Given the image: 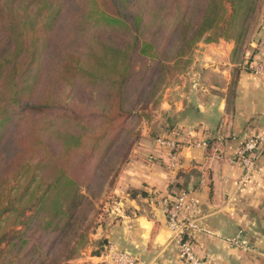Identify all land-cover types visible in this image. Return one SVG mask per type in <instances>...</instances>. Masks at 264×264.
<instances>
[{
    "label": "trees",
    "instance_id": "1",
    "mask_svg": "<svg viewBox=\"0 0 264 264\" xmlns=\"http://www.w3.org/2000/svg\"><path fill=\"white\" fill-rule=\"evenodd\" d=\"M63 1L0 0V28L5 31L4 39L0 40V137L13 117L19 119L32 110L41 123L38 125L41 132H34L37 137L33 136L30 144L39 141L47 150V139L39 134H45L46 129L52 127L51 134L58 141L57 145L64 147L50 161L52 170L43 178L41 193L37 194L38 185L31 190L35 200L30 214L17 203L21 197L17 194L10 197L5 191L7 176L18 180L20 167L28 165L29 161L19 159L17 153L12 175L0 171V264H30L26 253L36 248V241L42 246L45 238H52L51 234L74 215L84 194L75 175L63 165L69 158L64 153L83 144L91 155L95 145L100 143L101 157L106 155L135 106L137 95L131 94L130 85L139 81L140 69L135 68L136 63H143L163 47L177 27L185 41L172 60L173 69L181 68L180 61L184 57L183 61L189 63L187 46L199 40L213 41L209 31L216 32L222 21L236 45L257 4V0H198L201 6L197 22L186 37L191 26L186 14L191 17L192 0H81L83 7L68 22L71 34L63 40V49L71 45L74 49L58 58V69L47 81V92L31 103V94L41 78L45 49L52 44L46 32L59 17ZM170 18L172 28L167 27ZM236 20L238 32L235 25L232 26ZM165 24L167 40L161 45L156 41L162 38ZM38 30L43 31L42 37ZM76 79L89 86L88 91L82 90L87 94L79 99H68L65 88L74 86ZM94 88L100 92L97 96L92 95ZM89 138L92 142L88 146L83 140ZM0 162L3 164V159ZM19 185L18 181L16 188ZM62 194L66 201L59 196ZM8 210H14V220L10 223L16 227L12 229L6 228L9 223L1 224ZM35 230L37 234L33 239L31 234Z\"/></svg>",
    "mask_w": 264,
    "mask_h": 264
},
{
    "label": "crops",
    "instance_id": "2",
    "mask_svg": "<svg viewBox=\"0 0 264 264\" xmlns=\"http://www.w3.org/2000/svg\"><path fill=\"white\" fill-rule=\"evenodd\" d=\"M256 34L261 39L251 37L237 61L235 43L225 36L199 43L190 68L164 88L155 117L120 166L118 199L100 223V248L82 251L74 264H113L112 249L134 253L138 264H185L162 203L181 188L197 200L193 241L206 264H264V153L246 180L234 155L247 137L264 132V75L242 63L249 49L257 47L252 57L264 50V29ZM159 135L180 141L174 164L170 148L155 143ZM196 139L208 145L193 144ZM236 234L240 244L226 241Z\"/></svg>",
    "mask_w": 264,
    "mask_h": 264
},
{
    "label": "rangeland",
    "instance_id": "3",
    "mask_svg": "<svg viewBox=\"0 0 264 264\" xmlns=\"http://www.w3.org/2000/svg\"><path fill=\"white\" fill-rule=\"evenodd\" d=\"M199 5L200 1L192 0L191 10L193 11H191V17H189V13L186 14V18H189L188 22L191 23L186 37L189 36L191 29H193L197 22L198 9L201 6ZM81 7H83L81 0H64L59 17L54 26L46 32L50 35L51 38L49 41L52 44H48L45 49V59L43 60L41 78L33 89L30 98L31 103L34 100H40V98H42L47 92V81L54 77L58 69V58L65 52L74 49L73 45L63 49V40L71 34L68 22H71V18L78 14ZM168 23L167 27L172 28L171 18ZM262 24H264V0H257L256 9L248 19L243 36H241L234 47L235 61L238 60L241 52L247 47L246 44H248L251 37H258L261 39L262 36L256 34V31L258 32L260 29H264L261 28ZM233 25H235V31L238 32L239 26L237 20L232 26ZM167 27L165 24L163 29H166ZM166 31L167 29L161 34L160 37L162 38L157 39V43L162 45L166 42ZM4 33L5 31L0 28V40L4 39ZM38 33L41 37L43 36V31L38 30ZM209 33L210 38L214 39L213 41H219L220 38H223L224 36L228 40L230 39L224 21L220 23L216 32L213 30L211 32L209 31ZM158 35H160V33L157 34V37ZM216 37L217 39L215 40ZM184 41L185 39L182 38L179 27H177L169 41H167L163 47H159L156 50V53L149 55L143 63H136L135 68L140 69V72L137 75L139 81L138 84L132 82L130 85L131 94L137 95L135 106L133 111H131L126 117L124 125L121 127L117 137H115L113 145L108 149L105 156L101 157L100 143L95 145L94 150L91 151V155L88 154L90 150H88L87 145L83 144L77 145V148L74 146L70 150L67 149L64 153V155L69 156V158L66 157L67 160L64 161L63 165L68 171L75 175L78 187L84 194V198L77 206L74 215L67 221V223L65 225L61 224L62 226L60 229L51 234L52 238L44 237L45 239L42 246H39L40 243L36 241V248H33L28 255L26 253V257L29 259L27 263L74 264V262L77 261L76 259L83 254L82 251L90 248L92 251H95L100 248V223H102L105 220L104 218L108 216L111 204L118 199V195L115 194L116 192H113V188L114 183L118 178L120 166L123 164L122 162L126 160L136 138L142 133L143 124L150 117H155V109L162 100V92L164 91V88L176 84L177 81H179V78H177L176 75L177 71L178 73H181L190 68L192 63L191 57L196 52L199 43L202 42V40H199L191 46H187L190 50L185 47V49H188L186 54H189L190 56L189 63L183 61L185 59L184 57L182 58V61H180L181 68L177 69L175 66L176 68L173 69L171 67L172 60L176 58V52L181 48ZM249 50L250 52L247 60L244 62L242 61L243 66L248 70H250L248 62L252 58V54L257 51V47L255 46ZM242 63H240V65ZM175 75L176 77H174ZM76 80L74 86H66L65 88V92L69 94L67 96L68 99H79L87 94V92L82 93V90L88 91L87 87L89 86L83 80ZM94 90L95 91L92 92V95L97 96V94H100V92L97 93L95 88ZM30 111L31 112H28L25 116H22L19 119L13 117V120L9 122L0 137V160L3 159V164L0 162V171L5 170L4 173L12 175V171L16 169L13 165V161H15L17 153H19V159L29 161L28 165L20 167L21 173L18 180H15L14 177L9 178L7 176V182L5 183L6 194L10 197L15 196V194L21 197L17 203H20L22 207H26V214L32 212L31 206L35 200L31 194V190L34 189L35 185H38L36 187L37 194L41 193L44 186L43 178L46 172L52 170V164L50 161L54 158L56 153L64 150V147L57 145L58 141L54 135L51 134L53 131L52 127L46 129L45 134H39V137L44 135L47 139L49 145L47 150L49 152L39 141L30 144L32 137L35 136L34 132H41V128L38 126L41 123L35 118V114H33L34 112L32 110ZM154 133H156V131H153L152 134ZM83 141L88 144V146L92 142L90 138ZM21 143H23V145ZM41 157H44L42 162L34 165V161H38ZM80 175H82L81 180H79ZM18 181L20 185L16 188V183ZM59 196L66 201L65 194ZM51 198L52 196L49 197L47 202H49ZM13 220L14 210H8L5 213V216H3L1 224L6 225L9 223L6 228L12 229L16 227L11 226L10 222ZM65 221L66 219L63 220V223H65ZM36 234V230L32 232L31 235L33 239ZM95 245L99 248H94ZM43 250H46V252H43ZM24 251H26V249H24ZM4 254L5 251L2 252V256ZM15 264H17V262H15ZM18 264L24 263L20 262Z\"/></svg>",
    "mask_w": 264,
    "mask_h": 264
},
{
    "label": "built area",
    "instance_id": "4",
    "mask_svg": "<svg viewBox=\"0 0 264 264\" xmlns=\"http://www.w3.org/2000/svg\"><path fill=\"white\" fill-rule=\"evenodd\" d=\"M251 72L264 75V50L255 54L248 62ZM198 146H207V139H196L192 141ZM155 143L159 146L169 147L172 153V164L175 163L176 153L180 141L168 135H159L155 138ZM264 153V132H259L247 137L234 151L235 159L242 167L241 179L246 180L256 170L258 157ZM203 182V179H202ZM166 214V223L171 230V238L176 243L178 253L185 264H206V257L199 255L193 236L199 230L198 217L196 215L197 200L189 189H178L173 199H162ZM230 244H240L242 241L239 234L226 237ZM109 259L113 264H138V259L134 253L127 249H112L109 252Z\"/></svg>",
    "mask_w": 264,
    "mask_h": 264
}]
</instances>
